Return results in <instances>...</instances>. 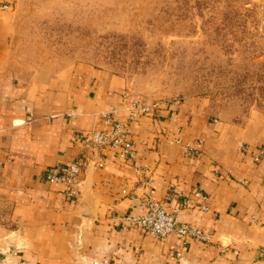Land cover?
<instances>
[{
  "label": "crops",
  "instance_id": "0c3cea01",
  "mask_svg": "<svg viewBox=\"0 0 264 264\" xmlns=\"http://www.w3.org/2000/svg\"><path fill=\"white\" fill-rule=\"evenodd\" d=\"M12 0H0L9 8ZM0 23V248L7 264H264V129L243 136L221 125L200 101L165 102L158 116L130 120L136 100L122 78L79 64L49 84L13 76ZM129 123L137 156L87 150L81 136L105 128V116ZM82 160L79 196L51 184L54 165ZM153 181L147 184L148 177ZM209 196L208 211L196 191ZM176 212L209 241L165 238L125 225L146 199ZM188 206H184L185 201ZM181 253V258L178 257Z\"/></svg>",
  "mask_w": 264,
  "mask_h": 264
},
{
  "label": "rangeland",
  "instance_id": "374dc122",
  "mask_svg": "<svg viewBox=\"0 0 264 264\" xmlns=\"http://www.w3.org/2000/svg\"><path fill=\"white\" fill-rule=\"evenodd\" d=\"M0 23L25 84L88 64L131 95L199 100L243 136L264 129V0H12Z\"/></svg>",
  "mask_w": 264,
  "mask_h": 264
},
{
  "label": "built area",
  "instance_id": "2783aa9c",
  "mask_svg": "<svg viewBox=\"0 0 264 264\" xmlns=\"http://www.w3.org/2000/svg\"><path fill=\"white\" fill-rule=\"evenodd\" d=\"M165 102H153L145 105L136 99L130 107V120L136 119L140 115L158 116ZM179 103V101H175ZM105 128L93 130L86 135L81 136L83 147L87 150L111 148L117 149L128 160L134 161L137 156L135 142L131 134L129 123L123 122L115 118L110 113L105 116ZM264 156V146L257 151V158ZM84 162L82 160H74L67 164H57L47 171V179L51 184H63L68 188V194L74 198L79 196V177L82 172ZM153 178L147 179V184H151ZM195 196L201 202V208L204 211L210 209L209 196L203 191H196ZM146 211L141 215L129 214L125 216L124 223L130 228H136L142 232L149 233L158 238H165L175 233L185 239H194L199 241H209L210 234L202 228L193 224L181 223L176 218L175 210L170 212L159 201L152 198L146 199ZM189 201L184 202V206H188ZM15 248H0V264H7L9 255H16ZM261 256L264 259V245L261 248ZM181 258V253H178Z\"/></svg>",
  "mask_w": 264,
  "mask_h": 264
},
{
  "label": "water",
  "instance_id": "95a60500",
  "mask_svg": "<svg viewBox=\"0 0 264 264\" xmlns=\"http://www.w3.org/2000/svg\"><path fill=\"white\" fill-rule=\"evenodd\" d=\"M9 246L11 247V248H15L16 246H15V243H11V244H9Z\"/></svg>",
  "mask_w": 264,
  "mask_h": 264
}]
</instances>
